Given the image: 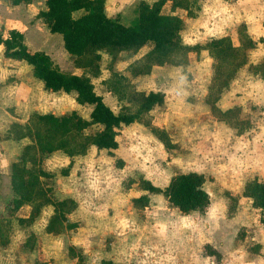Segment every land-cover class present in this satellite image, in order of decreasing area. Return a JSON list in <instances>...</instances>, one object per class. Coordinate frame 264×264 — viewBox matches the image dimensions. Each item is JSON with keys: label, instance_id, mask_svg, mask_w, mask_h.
Returning a JSON list of instances; mask_svg holds the SVG:
<instances>
[{"label": "rangeland", "instance_id": "374dc122", "mask_svg": "<svg viewBox=\"0 0 264 264\" xmlns=\"http://www.w3.org/2000/svg\"><path fill=\"white\" fill-rule=\"evenodd\" d=\"M141 1L108 0L105 12L131 24ZM46 10V0H0V35L19 30L61 73L88 77L114 112L138 117L117 129L115 148L40 151L28 163L48 174L41 177L48 195L66 201L50 230L55 206L20 201L12 187V165L33 142L23 127L35 113L73 112L89 121L86 136L102 126L76 91L47 89L32 65L1 45L0 264H264V210L244 195L248 183L264 181V0L166 1L162 12L184 21L182 42L199 47L182 65H147L152 42L113 55L101 48L93 59L71 54L41 16ZM222 37L245 53L236 69L207 48ZM151 91L162 102L143 110L141 96ZM192 171L205 176L210 195L202 212L180 211L162 191ZM147 181L161 192L144 190ZM143 194L148 205L135 206ZM209 244L221 256L208 254Z\"/></svg>", "mask_w": 264, "mask_h": 264}, {"label": "trees", "instance_id": "16d2710c", "mask_svg": "<svg viewBox=\"0 0 264 264\" xmlns=\"http://www.w3.org/2000/svg\"><path fill=\"white\" fill-rule=\"evenodd\" d=\"M30 1L12 0L14 4ZM166 1L168 0H155L152 3L141 1L135 19L129 25L106 14V0H46L47 10L42 11L41 16L49 21L52 32L62 35L66 50L84 59L97 57V50L101 48H106L113 55L126 47L138 50L146 43L152 42L153 47L146 55L147 65H182L186 63L184 60L187 59L190 50L199 47L188 46L182 42L181 30L184 21L179 15L162 12ZM189 1L192 4V0ZM172 2L175 4V0ZM181 6L188 10L190 16H195L189 3ZM80 9H85L87 12L74 17L73 12ZM0 44L4 47L5 55H15L32 65L34 74L43 80L47 89L76 91L80 102L93 105L92 122L102 126L95 134L86 136L81 130L89 124V121L73 112L62 117L35 113L23 127V130L27 131L25 135L30 136L33 142L24 147L20 160L12 165V187L20 197V201L35 200L39 206L45 204L55 206V213L48 227L51 230L53 222L60 216L59 208L66 201L53 200L41 180V177L48 175L46 171L30 168L27 166L28 163L37 162L40 151L78 147L84 149L88 143L99 149L115 148L117 129L122 124L135 121L138 112H114L94 91L88 77L76 74L66 76L61 73L53 65L47 53L32 51L27 47L23 42L22 33L17 29H12L6 38L0 35ZM207 45L213 57L221 59L235 69L241 66L240 59L245 53L243 54L240 47L232 44L229 38H214ZM162 99L160 92L151 91L141 96L140 107L149 110L153 105L162 102ZM27 173L30 175L26 178ZM142 188L151 193L161 192L148 181L144 182ZM162 191L166 199L182 212H202L210 203V195L205 188V176L199 172L178 173ZM244 195L252 199L255 207L264 210V181L248 183ZM133 201L135 206L145 207L148 205L149 196L143 194ZM206 249L210 255L221 256L220 252L210 244L206 245Z\"/></svg>", "mask_w": 264, "mask_h": 264}, {"label": "crops", "instance_id": "0c3cea01", "mask_svg": "<svg viewBox=\"0 0 264 264\" xmlns=\"http://www.w3.org/2000/svg\"><path fill=\"white\" fill-rule=\"evenodd\" d=\"M107 1H108V0H106L105 5L107 4ZM122 23H123V22H122ZM126 25H129V24H126ZM1 45H2V44H0V47H1ZM2 46H3V45H2Z\"/></svg>", "mask_w": 264, "mask_h": 264}]
</instances>
